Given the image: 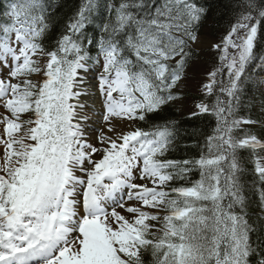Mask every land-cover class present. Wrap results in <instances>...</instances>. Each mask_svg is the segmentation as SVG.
Wrapping results in <instances>:
<instances>
[{"label": "snow or ice", "instance_id": "1", "mask_svg": "<svg viewBox=\"0 0 264 264\" xmlns=\"http://www.w3.org/2000/svg\"><path fill=\"white\" fill-rule=\"evenodd\" d=\"M229 6L235 22L211 45L218 64L201 84L216 102L189 114H212L216 127L199 158L175 160V121L148 118L179 98L211 5L120 0L97 37L86 27L98 4L81 0L49 43L54 5L10 0L0 12V264H145L146 254L151 264H264V138L237 135L258 123L237 112L264 0ZM89 73L99 129L81 99ZM240 150L259 184L254 222ZM193 169L199 179L186 180Z\"/></svg>", "mask_w": 264, "mask_h": 264}, {"label": "trees", "instance_id": "2", "mask_svg": "<svg viewBox=\"0 0 264 264\" xmlns=\"http://www.w3.org/2000/svg\"><path fill=\"white\" fill-rule=\"evenodd\" d=\"M10 0H0V12L4 10V4ZM49 3L54 5L53 8V19L55 21L53 31L50 33L49 43L53 42L54 37L59 34L63 28V24L66 22L68 17L73 15L75 10L78 8L81 0H48ZM120 0H96L98 8L93 12L91 17V23L86 27V33L96 35L99 37L100 27L103 23L109 22V11L108 5L118 4ZM129 3L132 0H128ZM138 2V0H137ZM200 3L211 5V9L208 12L207 18L204 19L197 31L198 36L205 37L209 41L218 43L223 35L227 33L230 27V23L235 22L236 12L233 11V7L229 6V0H199ZM210 59L207 60V69H213L218 64L216 51H210ZM195 57L189 61L186 68V75L183 81L186 80L187 75L192 69L198 67V60L203 65L205 60L202 58L200 52L194 50ZM95 53H93L94 55ZM254 55L257 57L255 63L249 68V77L246 78L242 84L241 103L238 108L237 115L240 117L251 118L254 121L259 122L261 119V112L264 109V96H260L258 92V84L256 77L258 72L254 71L255 66L260 63V58H264V40H259L257 46L254 49ZM197 64V65H196ZM206 69V70H207ZM206 76V75H205ZM226 79V76L224 77ZM179 97L177 100L166 105L162 112L158 114H152L149 116V123H159L162 120L167 119L175 121L178 130L177 138L174 142L173 148L168 153V158L175 160L183 159H197L200 156V150L204 141L208 135L213 133V129L216 127V118L212 114H203L197 118L189 119V114L182 113L183 111L174 105V102L179 101H195L204 102L212 105L216 102V95L204 96L202 93L194 92L193 86L187 87L184 92H176ZM188 103V102H187ZM263 108V109H262ZM260 113V114H259ZM139 126L148 127V124L141 123ZM251 132L252 134L259 137L264 134V128H255L252 125H243L241 130L237 131L238 136H243L245 133ZM238 159L241 160L242 164H247L242 176V183L245 185V194L248 198L247 212L252 217V221H255L257 213L260 211L258 207V196L259 188L258 181L251 169L250 157L247 150H240L238 153ZM199 179V172L193 169L186 180L195 181ZM185 181H175V185L184 183ZM255 183L256 187H253ZM252 239H256V235L253 234ZM255 257L253 258V264ZM145 264H151L150 254L145 255Z\"/></svg>", "mask_w": 264, "mask_h": 264}, {"label": "rangeland", "instance_id": "3", "mask_svg": "<svg viewBox=\"0 0 264 264\" xmlns=\"http://www.w3.org/2000/svg\"><path fill=\"white\" fill-rule=\"evenodd\" d=\"M199 41H200L199 44L192 45V48L195 49L196 51L200 52V54H202V58L205 60V63L203 65H201V63H200L201 60H198V63H197L198 67L195 69H192L189 72V74L186 77L185 83L179 84V87L177 88V90L179 92L180 91L184 92L187 90V87L190 88V86H193L195 93L196 92L203 93L201 91V84L207 80V72L212 70V69L211 70L207 69L208 68L207 67V64H208L207 60H209L211 58L210 57V54H211L210 51H214L211 47V45L214 44V42L209 41L205 37H199ZM257 69L259 70V66H257L255 68V70H257ZM205 75H206V77H205ZM261 80H264L263 72L259 77H257V83H259V89H260V90H258L259 95L264 96V85L261 84ZM93 102L94 103H92V105L95 107L99 101L97 102V100L95 99V100H93ZM196 103H198V102H195V101L189 102V101H183L182 100V101L178 102L177 105H179L178 108H180V110L183 111L182 113L190 114V112L192 110H194V106ZM99 104H101V103L99 102ZM261 118H262V116H261ZM99 123H101V127H102V120H100ZM92 135H95V134H92Z\"/></svg>", "mask_w": 264, "mask_h": 264}]
</instances>
